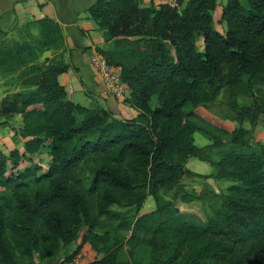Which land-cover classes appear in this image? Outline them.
Segmentation results:
<instances>
[{
	"label": "trees",
	"instance_id": "obj_1",
	"mask_svg": "<svg viewBox=\"0 0 264 264\" xmlns=\"http://www.w3.org/2000/svg\"><path fill=\"white\" fill-rule=\"evenodd\" d=\"M183 3L96 0L89 7L114 43L98 53L121 68L130 88L124 101L139 111L134 118L67 98L58 77L69 63L57 21L25 24L22 40L0 30V74H15L20 88L0 99V124L21 115L22 127L13 129L24 147L0 151V264L59 257L84 228L58 264L73 261L85 244L101 256L89 264H264V142L249 141L244 126H256L264 107L240 101L264 97V0H226L224 32L215 26L217 0ZM47 50L52 56L42 60ZM221 88L227 118L237 122L232 131L214 125L228 134L227 145L203 116ZM196 132L213 142L197 145ZM42 149L51 157L47 169L18 168ZM191 157L215 173L193 171ZM185 176L235 183L227 193L196 192L182 184ZM149 195L156 209L141 213ZM178 200L207 204V222L184 220Z\"/></svg>",
	"mask_w": 264,
	"mask_h": 264
},
{
	"label": "crops",
	"instance_id": "obj_2",
	"mask_svg": "<svg viewBox=\"0 0 264 264\" xmlns=\"http://www.w3.org/2000/svg\"><path fill=\"white\" fill-rule=\"evenodd\" d=\"M95 1L0 0V30L11 32L29 22L44 18H51L57 21L61 25L65 36L64 59L69 63L68 70L61 73L58 77L60 83L66 88L67 98L78 103L80 102L78 100L81 99V104L82 102H86L83 104H91L96 101L116 115L134 118L139 111L125 103L124 100L113 96L92 65V58L98 53V48L107 49L114 44L113 41H105L103 32L91 17L89 7ZM163 3H167V1L142 0L143 6H159ZM6 93H4L3 97ZM10 126V124L1 126L7 132L8 140L5 142L6 148L0 147V150H8L14 146L10 150L18 148L20 151H24L23 140L17 137L15 130L12 128L13 132ZM13 141H15V145L10 144ZM192 159L197 158L191 157L189 159L188 165L190 169ZM81 241H78L76 246ZM73 249H75L74 246L71 250ZM77 256H79L80 264H89L101 257L89 244L83 245ZM58 261V258H53L42 263L58 264ZM64 264H74V261L65 262Z\"/></svg>",
	"mask_w": 264,
	"mask_h": 264
},
{
	"label": "rangeland",
	"instance_id": "obj_3",
	"mask_svg": "<svg viewBox=\"0 0 264 264\" xmlns=\"http://www.w3.org/2000/svg\"><path fill=\"white\" fill-rule=\"evenodd\" d=\"M186 1L187 0H184L183 5L185 4ZM225 2L226 0H217V3H218L217 7L215 8V10H213L215 26L217 29L223 32L225 30V24L221 20V14H222V9H223V4ZM9 34H10L9 38L12 40L13 39L22 40L26 38L27 31L25 30L24 26H22L20 28L18 27V29L14 31L13 30L11 32L9 31ZM31 34L33 35L37 34V30L32 28ZM51 56L52 55H50L49 58ZM0 80L2 81V83L0 81V99L3 97L5 92L8 93V92L20 89L18 79L15 74H9V75L2 74L0 76ZM7 81H12V83L11 84L9 83L10 84L9 86L5 85V82ZM78 101L81 102V99ZM240 101L242 104H245V103L260 104L261 106L264 107V97L263 96L261 97V94L259 93H254L252 96L248 98L241 97ZM83 103H86V102H82V104ZM91 104H83V105L88 106ZM157 104H158V101H157V97L155 96L152 99V105L156 106ZM203 108L206 110V112L205 111L203 112L207 113V114L203 113L204 118L207 121L211 122L212 125L211 124L210 125L213 126V129L210 132L212 134L217 133L221 135L223 137V143L227 145L228 140H229L228 134L221 133L217 129L215 131V126H218L219 128L224 127L228 131H232L237 126L236 121H233L230 118H227L228 116L232 115V112L229 109V96L226 90L221 88V93L218 96V98L215 101L209 103L207 107L205 106ZM10 122L11 123H8V124L11 125L10 128L12 131H13L12 129L13 126L22 127L23 125V121L20 115H17ZM1 126H4V124H0V128H1L0 129V147L6 148L5 142L8 140V134L7 132H5V130ZM244 126H246L247 128L251 130L250 135L247 136L249 141L264 142V112L260 113L258 123L256 126L253 127V125L249 121H245ZM16 135L19 138V135L18 134ZM195 142L199 146H205V145L211 144L213 140L209 134H206L203 132H196ZM10 144L15 145L16 143L15 141H13ZM12 148H14V146L10 147L8 150H0V151L2 152L5 151L4 153L8 154L11 151L10 149ZM211 154L213 155L215 159L219 158L218 149H214ZM50 161H51V157L48 155L45 149H42L40 152L35 153L32 156L26 157L23 161H21L18 168H22V167L30 166L34 164H39L45 170L48 168V164ZM190 167L193 171L199 172L200 174H214L216 170L215 166L209 165L208 163L201 161L199 159H192V161L190 162ZM8 172H10V170ZM234 183L235 182L232 179H227V178L220 179L216 177L185 176L182 179V184L186 187V189L190 191H196V192H200L205 189H211L218 193H227L229 190V187L233 185ZM168 195L171 196L172 193H169ZM177 206L179 207L184 220L194 221V222L203 223V224L207 222L206 213H207V209L209 208V206L207 204L204 205L201 200H193V201H188V202L183 201V200H178ZM114 209L125 211L128 209V207L114 206ZM155 209H156L155 200L153 196L149 195L143 205L141 213L150 212ZM85 233H86V228H84L80 232L79 239L76 242H74L72 245H70L69 247H66L65 249H63L59 257H56V258L60 260L61 258H64L68 254L73 252L77 248L76 244H78V241L82 240V236ZM118 233L122 234L123 236H126V239L130 236V232L128 230H120ZM73 246L75 247V249L71 250ZM125 255H126V251H125ZM76 257L79 258V256H76ZM34 264H44V263H42L38 259H35Z\"/></svg>",
	"mask_w": 264,
	"mask_h": 264
},
{
	"label": "built area",
	"instance_id": "obj_4",
	"mask_svg": "<svg viewBox=\"0 0 264 264\" xmlns=\"http://www.w3.org/2000/svg\"><path fill=\"white\" fill-rule=\"evenodd\" d=\"M167 4L177 6L179 0H166ZM92 65L100 77V79L107 85L108 89L117 99L124 100L129 92V85L122 80L121 68L108 63L105 57L96 53L92 58ZM74 264H80V259L73 260Z\"/></svg>",
	"mask_w": 264,
	"mask_h": 264
},
{
	"label": "water",
	"instance_id": "obj_5",
	"mask_svg": "<svg viewBox=\"0 0 264 264\" xmlns=\"http://www.w3.org/2000/svg\"><path fill=\"white\" fill-rule=\"evenodd\" d=\"M50 55H51V51H50V50H47V51L43 54L42 59L45 60V59H47Z\"/></svg>",
	"mask_w": 264,
	"mask_h": 264
}]
</instances>
